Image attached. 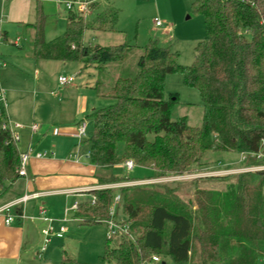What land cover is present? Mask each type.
I'll return each mask as SVG.
<instances>
[{"label": "trees", "instance_id": "obj_1", "mask_svg": "<svg viewBox=\"0 0 264 264\" xmlns=\"http://www.w3.org/2000/svg\"><path fill=\"white\" fill-rule=\"evenodd\" d=\"M191 7L203 16L206 37L195 47L190 65L179 64L176 52L154 40L130 66L140 49L132 42L86 45L88 30L116 31L118 11L98 12L97 1L88 8L97 11L93 19L87 18L90 12L69 11L65 32L50 42L44 37L46 16L41 9L30 24L34 59L94 67L96 93L114 100L88 116L94 132L85 142L90 162L101 169L100 184L199 173L208 151L246 154L244 167L264 166V0H192ZM5 34L0 24V38ZM115 65L121 68L109 77L108 67ZM174 73L182 74L184 84L200 94L199 126L190 125L186 117L171 119L178 98L170 94L166 99L165 84ZM5 122L6 114L0 111V189L19 178L20 165L18 144ZM127 158L150 168L154 176L114 174V167ZM191 182V200L181 199L178 186L169 182L92 190L95 203L81 202L75 211L81 224H103L119 193L124 217L116 220L129 230V235L114 238L115 244L106 239L100 264H264V169ZM207 183L211 187H205ZM60 264L86 263L64 252Z\"/></svg>", "mask_w": 264, "mask_h": 264}, {"label": "crops", "instance_id": "obj_2", "mask_svg": "<svg viewBox=\"0 0 264 264\" xmlns=\"http://www.w3.org/2000/svg\"><path fill=\"white\" fill-rule=\"evenodd\" d=\"M62 3L59 0H0V24L6 33L0 38V63L5 64L0 67V88L6 97L4 112L11 122L23 124L18 148L20 152L30 153L27 177H19L0 189V206L25 193L44 194L16 207L13 212L17 217L11 224H6L0 215V264H33L41 262L42 257L55 258L54 246L69 230L74 232L76 224L83 225L79 218H69L71 212L75 214L73 206L91 199V191L102 185L97 182L101 169L90 162L85 142L88 116L103 106V98L95 90L96 70L93 72L94 67H83L76 62L36 60L32 57V34L26 39L21 34L12 35L23 31L32 33L30 24L36 21L37 11L41 9L47 15L45 40L50 42L60 37L68 23V16L61 11ZM52 8L55 13L50 15ZM50 16L54 20L49 30L47 18ZM9 28L15 31L12 33ZM26 42L29 47H25ZM62 76H73L74 80L62 84L59 80ZM82 123H86V129L85 136L80 138L77 134ZM39 153L46 155L39 158ZM40 206L44 207V214L40 213ZM64 218L67 220L62 221ZM61 225L66 229L63 237L52 236L49 243L57 239L56 245L53 248L47 245L43 250L42 230L52 227L56 232ZM64 252L67 253L65 249Z\"/></svg>", "mask_w": 264, "mask_h": 264}, {"label": "rangeland", "instance_id": "obj_3", "mask_svg": "<svg viewBox=\"0 0 264 264\" xmlns=\"http://www.w3.org/2000/svg\"><path fill=\"white\" fill-rule=\"evenodd\" d=\"M98 3V12L109 8L118 11V19L115 26L116 31L88 30L84 35V43L90 46L114 45L125 41L136 44L140 49L136 50L130 58V61L127 63L129 66L137 62L142 48L152 40L156 41L158 45L170 47L176 52L178 54L177 59L179 64L190 65L195 60V47L206 37L204 18L202 15L193 12L191 7L192 0H98ZM60 5L63 14L68 16L69 11L66 9L65 4L62 3ZM49 13L50 15L55 13L54 9L52 8ZM87 13H89L88 9L85 15ZM96 13L97 11L88 14L87 18L89 20L93 19ZM155 18H158L162 22L161 26H156ZM47 20L50 30V24H52L54 18L50 16ZM9 29L10 32L14 30V28ZM29 33L23 31V34L19 32L18 34L12 35L17 37L21 34L26 39V37L31 36V34L33 36L34 34L33 31ZM25 47H29V42L25 43ZM108 68L109 77H114L117 68H121V66L115 65ZM92 70L94 72L95 69L92 68ZM170 94H176L178 98L171 107L170 115L172 120L186 117L190 125L199 126L202 124L203 106L201 104L200 94L196 89L184 84L182 74L174 73L167 76L165 84L166 99H169ZM174 98L176 97L174 96L172 99ZM101 102L103 103L102 107H105L114 103V100L103 98ZM93 132V120L89 118L86 137L88 139L92 137ZM246 158L237 152L208 151L204 156L205 168L199 173L169 176L168 178H159L157 181L149 180L144 182H169L173 187L178 186L177 194L181 199L191 200L194 198V186L191 181L196 177L225 175L250 169H264L263 166L253 168L244 167L247 165ZM114 174L117 176L130 175L138 179L154 176V172L150 168L136 166L132 172L127 173L120 164L114 167ZM204 186L211 187L209 183ZM115 212L116 219L124 217L120 206H116ZM73 216L75 217V214L71 212L69 218H73ZM76 226L74 228L75 231L72 232L69 230L66 236L64 235V239H61V242L57 245L55 244L57 239H55V243L51 242L47 244L49 248H53L56 245L54 246V250H56L55 258L52 255L50 256L51 259H48V257L44 259L42 257L41 262L33 264H55V262L56 264H60L63 249L81 263L100 264V256L104 252L105 242L108 237L106 225L103 223L92 225L76 224ZM67 240H71V243H68ZM116 242L115 240L113 244ZM167 263L170 264V260H167ZM193 264L197 263L194 262Z\"/></svg>", "mask_w": 264, "mask_h": 264}, {"label": "built area", "instance_id": "obj_4", "mask_svg": "<svg viewBox=\"0 0 264 264\" xmlns=\"http://www.w3.org/2000/svg\"><path fill=\"white\" fill-rule=\"evenodd\" d=\"M65 3V6L67 7L68 10L70 11H76L78 14L85 15L86 10L89 8V6L94 3L96 0H59ZM155 24L156 26H161L162 22L158 19L155 18ZM4 63H0V67L4 66ZM60 82L62 84L66 83H72L74 80V77H65L62 76L59 78ZM6 107V97H5V92L2 88H0V111H4ZM4 127L10 130L12 132V138L13 140L18 144L21 137L19 130H21L24 126L20 122H11L9 119L6 118V122L4 123ZM37 126L34 125L33 128L35 129ZM85 129H86V123H82L78 127V136L80 138L85 136ZM46 153H39L37 154V157L41 158L44 157ZM246 154H243V157L246 158ZM253 156V154L251 155ZM258 157H261L262 154L259 153L257 155ZM30 160V153L28 151H21L20 152V165L17 169L19 177H27V168ZM122 166L125 169L127 173L132 172L135 167L136 163L133 158H127L122 162ZM261 167V166H257ZM264 167V166H263ZM253 168V167H250ZM250 170H259V169H250ZM168 178V177H164ZM157 181L159 179H146V180H138V181H128V182H118V183H110V184H102L99 185L95 188V190L99 189H107V188H121L123 186H128V185H135V184H144V181ZM151 183V182H149ZM94 190V189H93ZM44 194L41 192H32V193H25L3 205L0 206V215L5 218V223L6 224H11L14 222L16 219L17 215L13 212V210L18 207V206H24L29 200L39 198L43 196ZM96 201V196L91 195V203H95ZM121 201V195L119 193H116L112 202V205L109 210V218L104 220V223L106 224L107 230H108V237L107 239H114L122 235H129V230L127 224H122L119 223L116 218H115V208ZM77 205L75 204L73 206V209H77ZM40 213L44 214L45 209L43 206H40L39 208ZM67 218H64L62 221H66ZM65 226L61 225L59 231H54L52 227H46L42 230V235L44 237V244H43V250L46 249L47 244L51 241L52 236H57V237H63V234L65 232ZM153 261H159L158 256H153Z\"/></svg>", "mask_w": 264, "mask_h": 264}, {"label": "water", "instance_id": "obj_5", "mask_svg": "<svg viewBox=\"0 0 264 264\" xmlns=\"http://www.w3.org/2000/svg\"><path fill=\"white\" fill-rule=\"evenodd\" d=\"M164 264V263H163Z\"/></svg>", "mask_w": 264, "mask_h": 264}]
</instances>
